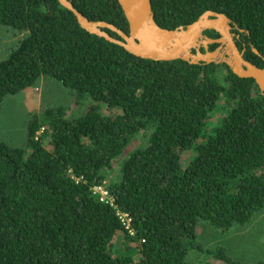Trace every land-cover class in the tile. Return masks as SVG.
<instances>
[{
	"label": "trees",
	"instance_id": "obj_1",
	"mask_svg": "<svg viewBox=\"0 0 264 264\" xmlns=\"http://www.w3.org/2000/svg\"><path fill=\"white\" fill-rule=\"evenodd\" d=\"M70 1L128 34L117 0ZM150 5L166 29L223 13L244 58L264 67V0ZM0 25L17 36L0 59V113L4 98L42 77L71 97L33 115L23 145L0 141V264H191L194 250L215 264H245L223 246L204 248L196 231L204 222L229 232L264 209V92L252 78L225 63L136 56L82 28L58 0H0ZM220 103L224 114L209 132ZM96 185L115 207L93 193Z\"/></svg>",
	"mask_w": 264,
	"mask_h": 264
},
{
	"label": "water",
	"instance_id": "obj_2",
	"mask_svg": "<svg viewBox=\"0 0 264 264\" xmlns=\"http://www.w3.org/2000/svg\"><path fill=\"white\" fill-rule=\"evenodd\" d=\"M58 1L89 33L117 43L136 56L153 60L183 59L190 63H225L237 76L252 78L264 92V67L244 58L243 51L234 42L231 21L223 13L205 11L186 26L166 29L154 21L150 0H117L128 22L129 32L126 34L112 24L89 20L74 8L70 0ZM103 28L116 32L121 39L111 37ZM209 29L216 31L219 37L206 36L204 31ZM211 43H218V46L210 50Z\"/></svg>",
	"mask_w": 264,
	"mask_h": 264
},
{
	"label": "rangeland",
	"instance_id": "obj_3",
	"mask_svg": "<svg viewBox=\"0 0 264 264\" xmlns=\"http://www.w3.org/2000/svg\"><path fill=\"white\" fill-rule=\"evenodd\" d=\"M16 38L17 36L0 25V59L7 57L10 47L16 43ZM70 101V91L50 77H42L35 85L24 89L13 97L4 98L0 113V141L12 146L23 145L26 138L25 130L33 115L40 114L47 107L55 108L62 105L67 107ZM220 105L221 103L208 118L209 132L219 123L224 114ZM140 141L141 138L136 137L125 153L132 150ZM185 156L184 160H187L190 155L187 153ZM112 166L114 170H117L118 161H113ZM196 232L198 240L204 248L213 249L223 246L232 259L241 263L254 264L264 258V209L256 214L246 226L229 232H222L213 225L204 222L200 223ZM124 241V236L120 232L116 247H122ZM133 244L134 242H131V245ZM189 260L191 264H215L217 262L211 257L202 255L196 258L195 250L192 256L189 255Z\"/></svg>",
	"mask_w": 264,
	"mask_h": 264
},
{
	"label": "built area",
	"instance_id": "obj_4",
	"mask_svg": "<svg viewBox=\"0 0 264 264\" xmlns=\"http://www.w3.org/2000/svg\"><path fill=\"white\" fill-rule=\"evenodd\" d=\"M93 193L96 194L100 201L108 203L110 206L115 207L114 199L109 195L108 191L103 185H96L92 187ZM117 216L124 226V228L128 231L129 234H133V230L130 227V218L127 213L117 210Z\"/></svg>",
	"mask_w": 264,
	"mask_h": 264
},
{
	"label": "flooded vegetation",
	"instance_id": "obj_5",
	"mask_svg": "<svg viewBox=\"0 0 264 264\" xmlns=\"http://www.w3.org/2000/svg\"><path fill=\"white\" fill-rule=\"evenodd\" d=\"M217 38H218V37H217ZM211 44H217V46H218V43H211ZM217 46H216V47H217ZM216 47H215V48H216ZM215 48H214V49H215ZM210 50H211V49H210ZM212 50H213V49H212Z\"/></svg>",
	"mask_w": 264,
	"mask_h": 264
}]
</instances>
